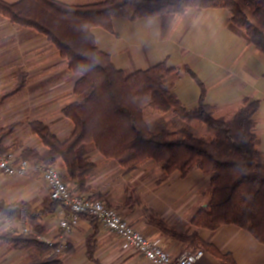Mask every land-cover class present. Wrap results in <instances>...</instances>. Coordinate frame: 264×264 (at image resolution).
Instances as JSON below:
<instances>
[{
    "label": "crops",
    "instance_id": "0c3cea01",
    "mask_svg": "<svg viewBox=\"0 0 264 264\" xmlns=\"http://www.w3.org/2000/svg\"><path fill=\"white\" fill-rule=\"evenodd\" d=\"M1 1L16 4L22 0ZM54 1L87 5L105 0ZM92 34L97 47L126 74L161 63L180 71V76L174 73L167 80L173 83L175 96L187 109L198 106L201 85L204 103L220 113L228 111L232 116L244 102H257L255 149L264 153V55L233 25L227 9L191 8L135 21L119 17L113 19L112 32L95 27ZM184 68L196 78L183 73ZM77 80L78 76L69 70V62L47 36L13 24L0 13V101L4 94L23 84L20 92L0 103V128L20 124L4 141L5 147L15 149L18 155L25 149L45 152L47 148L32 132L34 122L43 123L59 140H67L74 124L63 110L81 99L74 94ZM151 118L149 121L146 117L147 123H154ZM193 123L187 126L191 128ZM88 157L96 167L89 178L91 192L86 195L97 196L107 206L119 209L132 225L170 254L202 250L205 255L198 264H264V244L246 230L233 224L209 230L193 223L211 200L212 174L200 169H193L185 177L178 172L168 174L154 160L128 171L94 148ZM64 169L60 161L58 170ZM0 203H26L36 213L45 212L34 221L0 217L6 221L0 225V235L30 233L46 245L63 241L64 250L56 254L64 264H148L139 254L124 249L121 240L100 223L94 225L88 218H82L77 227L63 235L59 227L62 205L51 199L48 187L34 174L8 177L0 172ZM153 218L163 222L167 230L153 225ZM90 238L92 258L88 255ZM51 254L34 248L19 249L0 239V264H31Z\"/></svg>",
    "mask_w": 264,
    "mask_h": 264
},
{
    "label": "trees",
    "instance_id": "16d2710c",
    "mask_svg": "<svg viewBox=\"0 0 264 264\" xmlns=\"http://www.w3.org/2000/svg\"><path fill=\"white\" fill-rule=\"evenodd\" d=\"M253 15L264 24V2L244 0ZM227 9L231 22L244 29L249 44L264 55V31L249 21L238 0H105L87 5H67L54 0H22L7 4L0 0V13L13 24L35 29L47 36L69 62V70L78 76L74 94L78 102L64 108L63 114L73 122L74 131L61 141L41 122L31 124L47 150L40 153L25 149L18 156L32 166L59 170L62 180L72 192H91L89 178L96 164L88 157L91 148L103 157L115 160L128 171H134L147 160L161 164L168 174L178 172L185 177L193 169L212 174V197L206 210L200 211L193 223L197 227L216 230L223 225H237L264 244V153L255 149L254 116L258 103L244 102L233 119H215L213 108L204 103L205 90L198 106L185 108L173 92L167 78L181 72L158 64L146 71L126 74L113 65L102 52L92 34L95 27L113 31V19L129 21L140 18L173 15L187 9ZM183 73L195 77L189 68ZM196 78V77H195ZM23 89L20 83L1 97L0 103ZM171 114L183 121L198 120L207 126L208 137L197 138L188 131H170L147 123L146 110ZM20 124L0 130V153ZM97 200V196H87ZM58 205L59 202H56ZM45 214L34 212L26 203L7 206L0 203V217L34 221ZM88 218L96 225L99 222ZM153 225L166 231V225L153 218ZM96 228V227H95ZM0 239L19 249L34 248L52 252L45 260L31 264H64L53 253L54 247L39 242L32 234H2ZM88 242L92 258L94 246ZM227 259V256H223Z\"/></svg>",
    "mask_w": 264,
    "mask_h": 264
},
{
    "label": "built area",
    "instance_id": "2783aa9c",
    "mask_svg": "<svg viewBox=\"0 0 264 264\" xmlns=\"http://www.w3.org/2000/svg\"><path fill=\"white\" fill-rule=\"evenodd\" d=\"M0 172L8 177H19L34 174L45 184L53 201L62 205V218L59 227L63 235L68 234L79 224L83 216L95 218L109 233L119 238L124 249L142 256L148 264H198L204 257L202 250L182 252L176 256L167 252L155 239L143 234L134 227L119 211L107 206L101 200H93L85 195L71 191L61 178V174L48 166H32L19 159L14 153H0ZM6 222L0 219V225ZM24 233H28L27 230ZM54 252L64 250L65 242H49Z\"/></svg>",
    "mask_w": 264,
    "mask_h": 264
},
{
    "label": "rangeland",
    "instance_id": "374dc122",
    "mask_svg": "<svg viewBox=\"0 0 264 264\" xmlns=\"http://www.w3.org/2000/svg\"><path fill=\"white\" fill-rule=\"evenodd\" d=\"M239 2H240V4L242 5V7H243V9H244V11H245V13L247 14V16H248V18H249V21L251 22V23H253L255 26H257L259 29H261L262 31H264V24L262 23V21L260 20V19H258V18H256L254 15H253V13H252V10H251V8L247 5V3L244 1V0H238ZM251 1H254V2H264V0H251ZM234 25V24H233ZM235 26V25H234ZM236 27V26H235ZM236 28H238V27H236ZM239 30H241L242 32H243V34L247 37V35H246V32H245V30L244 29H240V28H238ZM238 111V109L236 110V112ZM236 112H234L233 113V115L231 116V113H229L228 111H223V112H219V111H215V110H213V112H212V116L215 118V119H226V120H230V119H233L234 118V116H235V114H236ZM154 115H155V117H154ZM160 115H163V117H161V118H159V119H157L158 117H156V116H160ZM148 116V119L147 120H149V121H151V117H153V120H155L154 121V123H151V124H155L154 126H155V128H162V127H166V129H168V130H170V131H179V130H182V129H184V130H186V131H188L190 134H192L193 136H195V137H197V138H203V137H208L209 135L207 134V126L204 124V123H202V122H200V121H198V120H193V121H189V122H187V121H183V120H181V119H179V118H177V117H174V116H172L171 114H162V113H158V112H154V111H152V110H146V112H145V118ZM169 122V124H167V122ZM192 122H194L193 124H192V126L193 127H188L187 126V124L188 123H192ZM167 125H169V127L167 126ZM12 126V125H11ZM10 127V126H9ZM188 128H189V130H188ZM2 128H0V130H1ZM192 130L195 132H192ZM8 139V138H7ZM16 150L15 149H13V148H10V151L9 152H11V153H14V154H16V152H15ZM21 154V153H20ZM19 154V155H20ZM17 156H19L18 154H16ZM54 169L55 170H57L58 172H59V170H58V168H55L54 167ZM60 173V172H59ZM97 200H101L100 198H98ZM102 201V200H101ZM112 208V207H111ZM114 209H116V210H119V209H117V208H115V207H113ZM134 225V224H133ZM134 227H136L135 225H134ZM136 228H138V227H136Z\"/></svg>",
    "mask_w": 264,
    "mask_h": 264
}]
</instances>
